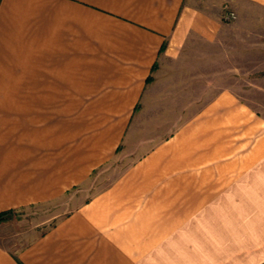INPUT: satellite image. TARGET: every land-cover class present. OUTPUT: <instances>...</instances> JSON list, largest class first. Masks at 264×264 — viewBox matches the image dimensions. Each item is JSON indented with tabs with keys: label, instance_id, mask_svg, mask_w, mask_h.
<instances>
[{
	"label": "crops",
	"instance_id": "crops-1",
	"mask_svg": "<svg viewBox=\"0 0 264 264\" xmlns=\"http://www.w3.org/2000/svg\"><path fill=\"white\" fill-rule=\"evenodd\" d=\"M232 62L264 71V0H0V228L83 196L0 264H264V115L216 83Z\"/></svg>",
	"mask_w": 264,
	"mask_h": 264
},
{
	"label": "rangeland",
	"instance_id": "rangeland-1",
	"mask_svg": "<svg viewBox=\"0 0 264 264\" xmlns=\"http://www.w3.org/2000/svg\"><path fill=\"white\" fill-rule=\"evenodd\" d=\"M229 65L230 71L226 74L228 77H224L223 80H216V83L218 81L229 83L240 93L239 95L243 100L258 108L264 115V71H258L260 64H257V70H254L256 64L232 62ZM236 67L237 69H235ZM253 70L256 72H253ZM199 90H201V88ZM120 167L121 162L116 161L115 163L95 171L89 181V188L94 191V188L109 182L112 177L116 175ZM81 194L82 193H79L78 189L75 188L70 190L67 194H64L60 199L51 203L32 205L18 209V211L14 213L15 221L13 224L15 226L9 225L0 228V241H15L16 239L13 234H15L14 231L17 229L16 226H18V230H29L38 222L42 227L46 226L57 216L67 213L72 209L73 205L77 203L80 198H83Z\"/></svg>",
	"mask_w": 264,
	"mask_h": 264
},
{
	"label": "built area",
	"instance_id": "built-area-1",
	"mask_svg": "<svg viewBox=\"0 0 264 264\" xmlns=\"http://www.w3.org/2000/svg\"><path fill=\"white\" fill-rule=\"evenodd\" d=\"M235 17H236V14H235L232 10H229V9H227V8H226V10H224L223 18H224L225 20L230 21V20L235 19Z\"/></svg>",
	"mask_w": 264,
	"mask_h": 264
},
{
	"label": "trees",
	"instance_id": "trees-1",
	"mask_svg": "<svg viewBox=\"0 0 264 264\" xmlns=\"http://www.w3.org/2000/svg\"><path fill=\"white\" fill-rule=\"evenodd\" d=\"M12 210H7L0 213V221L10 218Z\"/></svg>",
	"mask_w": 264,
	"mask_h": 264
}]
</instances>
